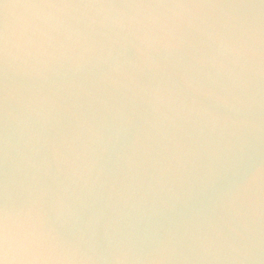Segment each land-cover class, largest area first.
<instances>
[{
    "label": "water",
    "instance_id": "obj_1",
    "mask_svg": "<svg viewBox=\"0 0 264 264\" xmlns=\"http://www.w3.org/2000/svg\"><path fill=\"white\" fill-rule=\"evenodd\" d=\"M0 264H264V0H0Z\"/></svg>",
    "mask_w": 264,
    "mask_h": 264
}]
</instances>
